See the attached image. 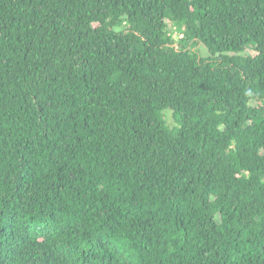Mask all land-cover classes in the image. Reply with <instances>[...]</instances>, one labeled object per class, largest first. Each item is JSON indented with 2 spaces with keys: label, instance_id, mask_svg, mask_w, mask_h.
<instances>
[{
  "label": "trees",
  "instance_id": "trees-1",
  "mask_svg": "<svg viewBox=\"0 0 264 264\" xmlns=\"http://www.w3.org/2000/svg\"><path fill=\"white\" fill-rule=\"evenodd\" d=\"M0 264H264V0H0Z\"/></svg>",
  "mask_w": 264,
  "mask_h": 264
},
{
  "label": "rangeland",
  "instance_id": "rangeland-1",
  "mask_svg": "<svg viewBox=\"0 0 264 264\" xmlns=\"http://www.w3.org/2000/svg\"><path fill=\"white\" fill-rule=\"evenodd\" d=\"M172 27H173V25H171L169 23L168 29H171ZM173 33H174V37H176V38H178L180 36V34L175 32V30L173 31ZM194 50H198L200 52V54H202V55H206L207 54V50H206L205 47L196 46V47H194ZM250 53H253V51H251ZM165 115H166L167 124L169 126H172L174 122H173V119H172L171 112L170 111H165Z\"/></svg>",
  "mask_w": 264,
  "mask_h": 264
}]
</instances>
